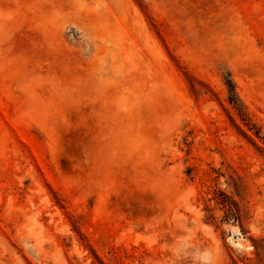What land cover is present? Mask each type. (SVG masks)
Listing matches in <instances>:
<instances>
[{"label": "rangeland", "instance_id": "1", "mask_svg": "<svg viewBox=\"0 0 264 264\" xmlns=\"http://www.w3.org/2000/svg\"><path fill=\"white\" fill-rule=\"evenodd\" d=\"M0 264H264V0H0Z\"/></svg>", "mask_w": 264, "mask_h": 264}]
</instances>
